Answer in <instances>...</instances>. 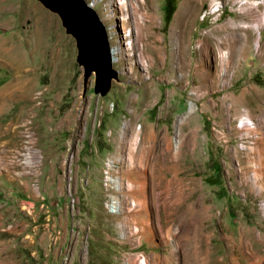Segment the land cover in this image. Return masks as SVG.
<instances>
[{
    "label": "rangeland",
    "instance_id": "374dc122",
    "mask_svg": "<svg viewBox=\"0 0 264 264\" xmlns=\"http://www.w3.org/2000/svg\"><path fill=\"white\" fill-rule=\"evenodd\" d=\"M52 1L0 0V264H264L260 0H187L182 43L186 0ZM107 44L122 58L108 82ZM26 121L35 158L15 153ZM106 176L136 208L108 212Z\"/></svg>",
    "mask_w": 264,
    "mask_h": 264
},
{
    "label": "built area",
    "instance_id": "2783aa9c",
    "mask_svg": "<svg viewBox=\"0 0 264 264\" xmlns=\"http://www.w3.org/2000/svg\"><path fill=\"white\" fill-rule=\"evenodd\" d=\"M83 1L91 10L94 9L95 4L98 2V0ZM122 1L116 0L115 5L122 4ZM125 1L123 3H125ZM258 4H262L263 10L261 11V14L264 16V0H260ZM122 21L124 22L123 18L121 19V22ZM235 125L239 131V138L237 140L239 148L241 150L252 149L260 136L259 130L254 120L248 115L246 111H244L240 117H238ZM35 143V132L32 129L30 121H26L23 123L22 148L21 150L17 149L15 151L16 157L19 158L21 155H28L30 158H35L37 155L36 153L39 151V149L35 146ZM106 178L108 181V183H106V190L108 194L104 203L108 212L111 214H119L124 213L125 210L129 211L136 208V201L132 197L126 196L125 201L124 197L122 198L123 200L119 199L120 196L115 194V190L119 189L118 186L120 184L117 185V182L113 181L112 177L106 176ZM135 229L136 227H134V232Z\"/></svg>",
    "mask_w": 264,
    "mask_h": 264
},
{
    "label": "bare ground",
    "instance_id": "6f19581e",
    "mask_svg": "<svg viewBox=\"0 0 264 264\" xmlns=\"http://www.w3.org/2000/svg\"><path fill=\"white\" fill-rule=\"evenodd\" d=\"M187 1V0H186ZM190 1H192V0H190ZM189 1V2H190ZM189 2L187 1V2H185L186 4L184 5L185 6V9L183 10V12H182V14H179V15H181L180 16V18L177 20V22H175L174 23V25L171 27V40H178V41H181V43L182 42H184L185 41V39L187 38V32H188V29H189V22H190V20H191V17L193 16V7L191 8V6L189 5ZM194 2H196V1H194ZM217 2V1H216ZM216 2H214V1H212V3H211V8L210 9H212V11L214 10V9H217V8H214L213 6H216L217 7V5H218V3H216ZM126 3V2H125ZM125 3L123 4V5H125ZM132 4V3H131ZM192 4V3H191ZM220 5V4H219ZM128 6V5H127ZM133 7V6H132ZM92 14H93V10H89ZM94 15V14H93ZM178 16V15H177ZM101 24H103L102 22H100ZM126 23V22H125ZM125 23L123 22H121V28L122 29H124V28H126V29H128L129 31H131L130 32V35H131V38H132V40L130 41V43H131V45L129 44V46H128V49H132V48H134L136 45H137V39H138V37L140 36L139 34V30H138V25L140 24H135V26H134V28H132V27H130V26H128V25H125ZM104 25V24H103ZM102 25V26H103ZM255 27L257 28V25H255ZM104 29H105V27H104ZM107 31V30H106ZM155 33V32H154ZM108 40V39H107ZM106 40V42H108ZM173 41H171V42H173ZM144 43V42H143ZM109 44V43H108ZM107 44V45H108ZM148 44V43H147ZM186 44V43H185ZM181 46V45H180ZM108 48L106 49V54H107V61H106V66L103 64V61H100V60H98L97 62H98V70H99V75L102 77V79L104 78L105 79V71H107V69L108 70H113L114 69V64L117 62H120L121 60H122V58H120V56L118 55L119 53H120V45L119 44H116V45H114V46H112V47H109V45L107 46ZM137 47V46H136ZM182 49H184V47H181ZM180 48V49H181ZM186 48V47H185ZM181 49V50H182ZM123 50V49H122ZM143 50V49H142ZM180 50V51H181ZM139 51V50H138ZM122 52V51H121ZM180 53H182V51L180 52ZM188 53V52H187ZM228 52L226 53V52H224L223 53V56H222V59H223V61L225 62V66L227 67L228 66V63H229V60L230 59H228ZM179 55H181V54H179ZM183 55V54H182ZM181 55V56H182ZM185 55V54H184ZM105 56V55H104ZM103 56V57H104ZM186 57H187V55H186ZM185 57V58H186ZM145 58V57H144ZM180 58H183V56L182 57H180ZM184 58V59H185ZM105 59H106V57H105ZM183 59V60H184ZM187 59V58H186ZM138 60H139V62H141V63H143V62H146L147 60L146 59H143L142 57H141V53L139 52L138 53ZM182 60V59H181ZM100 62V63H99ZM187 62V61H186ZM223 62V63H224ZM181 65V64H180ZM185 65V64H184ZM183 66V65H182ZM184 67V66H183ZM183 67H180V68H183ZM225 67V68H226ZM107 68V69H106ZM224 68V69H225ZM115 70V69H114ZM183 70V69H182ZM114 72H116L117 73V71L115 70ZM116 73L115 74H113V76H116ZM105 81H109V78H107V79H105ZM112 164V162H110V165ZM260 171V170H259ZM262 171V170H261ZM258 176H260V177H262L263 175L262 174H260V173H258L257 172V174H256V176H255V178H256V180L258 179L257 177ZM113 181H115V182H117V185H119L118 184V182H119V180L116 178V179H112ZM142 189H143V187H142ZM136 207H137V205H136ZM264 208V207H263ZM264 211V210H263ZM262 240V239H261ZM263 242H264V239H263ZM145 258H143V260H142V264H146L145 263Z\"/></svg>",
    "mask_w": 264,
    "mask_h": 264
},
{
    "label": "water",
    "instance_id": "95a60500",
    "mask_svg": "<svg viewBox=\"0 0 264 264\" xmlns=\"http://www.w3.org/2000/svg\"><path fill=\"white\" fill-rule=\"evenodd\" d=\"M50 1V0H49ZM59 3H56L54 1H52L50 4V6L54 7L55 5H57V7L63 9L65 11V9H71V10H83L86 12H89V10H91L85 3L83 0H69V4L68 5H64L61 0L58 1Z\"/></svg>",
    "mask_w": 264,
    "mask_h": 264
}]
</instances>
